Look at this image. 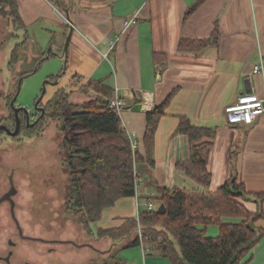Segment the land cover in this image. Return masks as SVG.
<instances>
[{
	"label": "crops",
	"instance_id": "1",
	"mask_svg": "<svg viewBox=\"0 0 264 264\" xmlns=\"http://www.w3.org/2000/svg\"><path fill=\"white\" fill-rule=\"evenodd\" d=\"M14 1L29 38L31 32L50 34L52 30L65 38L67 13L73 28L66 57L74 74L71 104L102 97L96 84L112 94L103 100L123 98L127 108L120 115L121 125L129 141L138 143L142 157L146 115L170 96L150 152L153 165H136L141 182L136 196L120 199L104 211L96 228L118 229L135 220L145 210V201L156 196L155 188L197 189L176 169L188 161L191 147L189 139L176 131L179 118L211 131L210 139L203 140L212 144L207 162L209 191L215 192L234 177L247 193L264 194V114L249 126L229 125L224 116V108L243 94L264 99V70L260 75L252 73L264 57V0ZM133 18L135 25L125 31L124 23ZM181 41L206 46L198 51L179 50ZM141 94L150 95L149 109L131 111ZM243 205L251 213L257 211L252 202ZM261 209L264 213V203ZM257 227L264 230V220ZM205 232L210 238L219 233L214 226ZM131 237L126 235L124 240ZM98 241L108 246L106 251L115 247L110 239ZM129 249L134 251L124 256L127 263L170 264L150 246L147 252L141 247ZM248 258L246 264H264V235Z\"/></svg>",
	"mask_w": 264,
	"mask_h": 264
},
{
	"label": "trees",
	"instance_id": "2",
	"mask_svg": "<svg viewBox=\"0 0 264 264\" xmlns=\"http://www.w3.org/2000/svg\"><path fill=\"white\" fill-rule=\"evenodd\" d=\"M0 15L10 18L14 30L21 33V42L14 45L7 59L6 65L11 69L20 62L18 55L30 38L14 0H0ZM15 37L18 38L17 34ZM205 46L204 42L181 41L179 50L198 51ZM96 85L102 97L112 96L106 87ZM71 95L72 92L54 95L44 106V118L34 128H24L22 135L29 137L39 133L47 118L62 122L60 131L64 138L60 148L67 175L64 211L78 216L83 230L96 240L110 239L115 243L111 251L105 252L109 253L108 260H103L102 264H123L117 258L118 253L141 246L136 220L126 221L112 230L95 228L93 232L91 226L96 227L104 211L114 207L117 201L136 196V165L142 162L153 165L150 152L170 96L146 115L145 157H142L137 152L132 153L121 120L107 101L99 97L74 105L70 102ZM176 131L185 135L191 144L188 161L177 164L176 169L194 182L197 189L155 188L156 196L145 203L155 201L164 205L165 214L146 209L138 213L142 238H147L149 246L170 264H246L252 248L264 235V230L257 227V223L264 220L261 209L264 194L247 193L234 177L215 192L209 191L207 162L212 144L203 140L210 139L211 131L194 127L186 118H179ZM249 202L257 205L255 213L243 205ZM223 219L235 222L222 223ZM209 226L218 228L217 237L206 236L205 229ZM129 234L132 237L124 240Z\"/></svg>",
	"mask_w": 264,
	"mask_h": 264
},
{
	"label": "rangeland",
	"instance_id": "3",
	"mask_svg": "<svg viewBox=\"0 0 264 264\" xmlns=\"http://www.w3.org/2000/svg\"><path fill=\"white\" fill-rule=\"evenodd\" d=\"M10 20L0 15V118L7 117L8 102L16 93L18 78L32 73L39 56L46 54L50 46L52 52L49 59L41 62L37 71L22 81L16 100L17 104L32 111V106L42 90L43 83L58 76L64 68V60L61 56L66 37L63 38L55 30H52L50 34L31 32L29 42L18 55L20 62L11 69L8 68L6 63L10 52L15 44L21 42V33L14 30ZM16 34L18 38L15 37ZM65 66V74L59 84L54 87L46 86L43 103L46 104L57 93L64 94L75 90L74 74L68 60ZM61 128V121L47 118L44 126L39 128V133L29 137L24 136L16 146V150L10 153L15 156V158L12 156L10 158L16 160L17 163L13 166L26 173L22 176V191L19 198L20 201L26 203V206L29 204L26 211L31 210L33 214L38 215L39 223L44 226L46 237H58L65 241L75 242L80 246L75 248L71 243L57 246L58 253H61L59 260L61 264H102L103 260H108L109 253H105L108 246L101 245V242L94 236L86 233L79 223L78 216L64 211L67 175L62 164L64 156L60 144L64 134L60 131ZM0 144L6 146L9 142L2 140ZM91 228L95 232L96 227L91 226ZM39 229H41L40 226ZM139 229H141L140 224L137 223V233L142 240L143 247L148 250L150 241L142 238V229L140 232ZM133 251V249L123 250L118 254L119 258L125 264H132L127 263L124 256H127V252L132 253Z\"/></svg>",
	"mask_w": 264,
	"mask_h": 264
},
{
	"label": "flooded vegetation",
	"instance_id": "4",
	"mask_svg": "<svg viewBox=\"0 0 264 264\" xmlns=\"http://www.w3.org/2000/svg\"><path fill=\"white\" fill-rule=\"evenodd\" d=\"M12 98L7 117L0 118L2 128L0 142L2 140L9 142L6 146L0 144V264H61L59 261L61 253H58L57 246L70 243L75 248L80 246L72 241L44 235V226L39 223L38 215L33 214L31 210L26 211L29 204L26 206L19 198L22 191V176L26 173L13 166L14 163L17 164L16 160L10 158L11 156L15 158L14 154L10 153L16 150V146L24 137L23 129L34 128L44 118L45 103L41 102L39 105V108L44 110L42 117L34 106L32 111L25 108L27 114L19 111L18 133L12 136L16 129V117L10 105ZM14 106L21 108L16 101Z\"/></svg>",
	"mask_w": 264,
	"mask_h": 264
},
{
	"label": "built area",
	"instance_id": "5",
	"mask_svg": "<svg viewBox=\"0 0 264 264\" xmlns=\"http://www.w3.org/2000/svg\"><path fill=\"white\" fill-rule=\"evenodd\" d=\"M135 25V19H131L128 22L124 23L125 31L129 30L131 27ZM264 70V57H261L259 62L253 67V75L263 74ZM150 95L141 94L140 103L142 109L144 111L148 110ZM108 106L115 111V113L119 116L122 112L127 108V103L125 100L119 96H115L111 99L107 100ZM262 114H264V99L257 97L254 93L243 94L239 96L235 103L230 104L224 108V116L226 122L229 125L234 124H244V125H252ZM138 143L134 140H130V148L132 153L137 152ZM140 179L137 176L134 178V192L137 194V190L140 184ZM140 205L139 203L137 204ZM144 208L147 211H157L159 204L153 203H144ZM138 223V215L135 219ZM139 232L141 229L138 230ZM140 237V236H139ZM143 251H147L143 247V243L141 242V246Z\"/></svg>",
	"mask_w": 264,
	"mask_h": 264
},
{
	"label": "water",
	"instance_id": "6",
	"mask_svg": "<svg viewBox=\"0 0 264 264\" xmlns=\"http://www.w3.org/2000/svg\"><path fill=\"white\" fill-rule=\"evenodd\" d=\"M65 19H66L67 23L69 24V32H68V34H67V36H66L65 43H64V48H63V53H62V56H61V58L64 60V68H63L62 72L57 76V78H56L55 81L47 80V81H45V82L43 83V85H42V90H41V92H40V94H39L37 100L35 101V103H34V105H33V106H34V109L37 110V111H39V112L41 113V117H42L43 114H44V110L41 109V108H39V105H40V103L43 101V98H44V96H45L46 86H47V85H49V86H53V87H54V86H57V85L59 84L61 78H62L63 75L65 74V69H66V66H65V65H66L67 50H68V46H69V42H70V38H71V34H72V31H73V28H72V22L70 21V19H69L67 13H66V17H65ZM51 52H52V47L50 46V47L48 48V51H47L46 54L44 55V57L36 62L35 67H34L32 73L27 74V75H25V76H22V77L18 78V80H17V90H16L15 95H14L13 98H12L11 103H10V105H11V107H12V109H13V112H14V114H15V117H16V129H15V132L12 134V136H16L17 133H18L19 119H18L17 113H18L19 111H24V112L27 114V110H26L24 107L16 108V107L14 106V103H15V101L17 100V97L19 96V93H20V89H21L22 81H23L24 79L28 78L29 76H31L32 74H34V73L37 71V67L39 66V64H40L41 62H43V61L49 59V55L51 54ZM159 76H160V71L157 72V79L159 78ZM131 111H133V112H141V111H144V110L142 109L141 104H138V105L133 106V107L131 108ZM27 120H28V119H27ZM1 129H2V128H0V131H1ZM5 131L7 132V130H5ZM156 213H157L158 215H164V214H165V207H164V205L160 204V205L158 206V208H157Z\"/></svg>",
	"mask_w": 264,
	"mask_h": 264
}]
</instances>
